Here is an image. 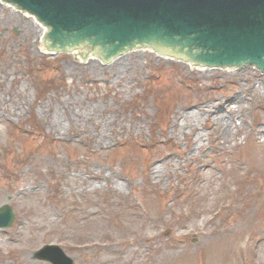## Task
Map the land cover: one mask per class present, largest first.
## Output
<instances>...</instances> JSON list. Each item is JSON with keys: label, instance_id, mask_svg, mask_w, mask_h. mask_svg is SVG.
Segmentation results:
<instances>
[{"label": "rangeland", "instance_id": "374dc122", "mask_svg": "<svg viewBox=\"0 0 264 264\" xmlns=\"http://www.w3.org/2000/svg\"><path fill=\"white\" fill-rule=\"evenodd\" d=\"M42 33L0 4V264H52L50 244L76 264H264V70L57 54Z\"/></svg>", "mask_w": 264, "mask_h": 264}, {"label": "water", "instance_id": "95a60500", "mask_svg": "<svg viewBox=\"0 0 264 264\" xmlns=\"http://www.w3.org/2000/svg\"><path fill=\"white\" fill-rule=\"evenodd\" d=\"M50 26L40 34L57 52L86 46L112 58L136 46L209 67L264 70V0H8ZM16 213L0 207V228ZM53 264H75L58 245L35 254Z\"/></svg>", "mask_w": 264, "mask_h": 264}, {"label": "bare ground", "instance_id": "6f19581e", "mask_svg": "<svg viewBox=\"0 0 264 264\" xmlns=\"http://www.w3.org/2000/svg\"><path fill=\"white\" fill-rule=\"evenodd\" d=\"M1 3L5 4L7 6L19 8L18 5L14 4L13 2H10L8 0H0V4ZM22 13H25L26 16H29V18H31L34 22H36L38 24V26H40L43 29V33L50 32V26L45 24L42 20L34 19L33 13L26 12V11H22ZM27 23L29 25H27V24L26 25L29 26L30 30L34 29V28H32L33 24H31L30 21H28ZM27 26H24V27L28 28ZM24 30L27 31L28 29H24ZM42 42H43L44 46H46V47L49 46L44 39H42ZM136 47H140V46H136ZM136 47H134V48H136ZM141 48H144V47H141ZM80 50L81 51H79V47H77V48H70V49L62 50L61 52L75 53V55H77V56L84 55L87 53V51H85V49H80ZM144 50L145 51H151V52L157 54L158 56H164V55H162V51H159V50H154V49H149V48H144ZM89 52H91V51H89ZM164 57L169 58V57H167V55H165ZM170 59H174V58H170ZM175 60H178V58ZM178 61L189 64V65L194 66V67H200L203 70H205L204 67H208L207 65H204V64L199 63V62H195L193 60L179 59ZM213 67L227 69V68H230L231 66H229V65L228 66L227 65H225V66L213 65ZM213 67L211 66L210 68H213ZM234 103L235 104L240 103L239 99L235 98ZM237 108H240V106L238 105ZM236 111H237L236 107H232L231 103H226L223 105V110L221 109L218 113L215 112V114H214L215 126H216L215 128L219 129L221 137L224 140H229L230 135L233 134L232 127L234 125V120H232V116L234 113H236ZM207 112H208L207 114H209V111H207ZM190 115L191 114L180 113L179 116L175 120L176 124L179 123L180 121H183L185 123V125H188L189 124L188 120H189ZM228 116H229L230 120H228Z\"/></svg>", "mask_w": 264, "mask_h": 264}, {"label": "trees", "instance_id": "16d2710c", "mask_svg": "<svg viewBox=\"0 0 264 264\" xmlns=\"http://www.w3.org/2000/svg\"><path fill=\"white\" fill-rule=\"evenodd\" d=\"M38 132H40V129H38Z\"/></svg>", "mask_w": 264, "mask_h": 264}]
</instances>
